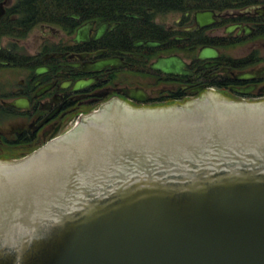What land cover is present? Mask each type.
Returning <instances> with one entry per match:
<instances>
[{"label":"water","instance_id":"water-1","mask_svg":"<svg viewBox=\"0 0 264 264\" xmlns=\"http://www.w3.org/2000/svg\"><path fill=\"white\" fill-rule=\"evenodd\" d=\"M208 107L114 114L0 171V264H264V108Z\"/></svg>","mask_w":264,"mask_h":264},{"label":"flooded vegetation","instance_id":"flooded-vegetation-1","mask_svg":"<svg viewBox=\"0 0 264 264\" xmlns=\"http://www.w3.org/2000/svg\"><path fill=\"white\" fill-rule=\"evenodd\" d=\"M20 2L0 0V163L114 114L264 108V0H65L14 37Z\"/></svg>","mask_w":264,"mask_h":264},{"label":"trees","instance_id":"trees-1","mask_svg":"<svg viewBox=\"0 0 264 264\" xmlns=\"http://www.w3.org/2000/svg\"><path fill=\"white\" fill-rule=\"evenodd\" d=\"M65 0H21V17L9 27L14 37H24L39 23H46L52 13H63ZM20 30V31H19Z\"/></svg>","mask_w":264,"mask_h":264},{"label":"bare ground","instance_id":"bare-ground-1","mask_svg":"<svg viewBox=\"0 0 264 264\" xmlns=\"http://www.w3.org/2000/svg\"><path fill=\"white\" fill-rule=\"evenodd\" d=\"M27 160H29V159H27ZM37 160H40V158H38V159L36 158L32 162L37 161ZM32 162L28 161V162H24V163L18 164V165L14 164V163H0V171L14 169V168H17V167H20V166H23V165H26V164H29V163H32Z\"/></svg>","mask_w":264,"mask_h":264}]
</instances>
